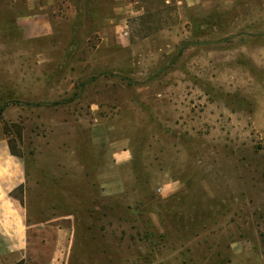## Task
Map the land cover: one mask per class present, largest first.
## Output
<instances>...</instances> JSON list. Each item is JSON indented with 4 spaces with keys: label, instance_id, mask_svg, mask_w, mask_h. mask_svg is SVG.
Segmentation results:
<instances>
[{
    "label": "rangeland",
    "instance_id": "374dc122",
    "mask_svg": "<svg viewBox=\"0 0 264 264\" xmlns=\"http://www.w3.org/2000/svg\"><path fill=\"white\" fill-rule=\"evenodd\" d=\"M175 1L0 0L11 194L65 228L55 264L67 237L80 264H264V0Z\"/></svg>",
    "mask_w": 264,
    "mask_h": 264
},
{
    "label": "crops",
    "instance_id": "0c3cea01",
    "mask_svg": "<svg viewBox=\"0 0 264 264\" xmlns=\"http://www.w3.org/2000/svg\"><path fill=\"white\" fill-rule=\"evenodd\" d=\"M41 1L43 0H31L35 7L40 6V8H43L45 0L42 3ZM202 1L176 0L175 2L178 4L186 2L188 4H200ZM225 2L232 4L234 0H226ZM25 22L24 24H27V30L30 32L29 36L40 37L49 32L48 30L45 32L39 31V26L37 25L39 18L35 17V15L33 18L25 19ZM29 23L31 25H28ZM10 155L6 140H0V253L4 251L1 249L2 246H8L10 249L6 251L7 253L20 250L18 252H21L24 257L26 252L32 254L33 258L29 262L55 264L60 254L63 253L62 248L65 246V235L63 234L65 228L50 222L39 223L33 227L28 222L23 204L11 194L12 190L25 181V162L23 159L13 158ZM69 239L67 237V246H69L70 253L63 264H75L76 262L80 264L82 263L80 257L84 256V252H78L75 238ZM14 247L15 249H13ZM25 247H35V249L28 250ZM43 251L44 253L45 251H51V254L47 257H41L42 254L39 253ZM36 253L39 256H36ZM36 259L37 261H35Z\"/></svg>",
    "mask_w": 264,
    "mask_h": 264
},
{
    "label": "trees",
    "instance_id": "16d2710c",
    "mask_svg": "<svg viewBox=\"0 0 264 264\" xmlns=\"http://www.w3.org/2000/svg\"><path fill=\"white\" fill-rule=\"evenodd\" d=\"M22 201V200H21Z\"/></svg>",
    "mask_w": 264,
    "mask_h": 264
}]
</instances>
